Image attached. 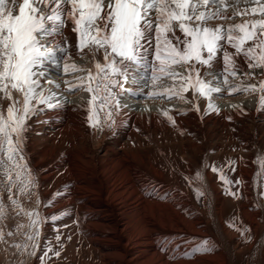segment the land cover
I'll return each instance as SVG.
<instances>
[{"label": "bare ground", "instance_id": "obj_1", "mask_svg": "<svg viewBox=\"0 0 264 264\" xmlns=\"http://www.w3.org/2000/svg\"><path fill=\"white\" fill-rule=\"evenodd\" d=\"M70 27L65 32L73 43ZM219 95L224 98L214 94L211 101L219 114L209 113L208 101L192 91L189 103L122 99L115 123L102 131L89 127L86 92L65 91L66 102L55 110L41 105L44 110L27 121L24 155L36 177L38 211L49 219L34 257L0 243L2 264H41L48 242L61 252L48 264H264V175L258 168L264 111L259 93ZM9 103L0 99V108ZM98 116L103 122V111ZM213 166L234 182L229 187L237 197L225 193ZM197 189L204 193L199 199ZM36 199L21 197L23 207L37 209ZM53 216L62 218L53 222ZM229 221L248 231L242 236ZM26 222L10 211L0 227L7 233ZM24 231L6 238L23 242ZM201 239L215 242L211 252H195Z\"/></svg>", "mask_w": 264, "mask_h": 264}, {"label": "snow or ice", "instance_id": "obj_2", "mask_svg": "<svg viewBox=\"0 0 264 264\" xmlns=\"http://www.w3.org/2000/svg\"><path fill=\"white\" fill-rule=\"evenodd\" d=\"M69 25L73 43L65 32ZM65 91L89 94L87 120L98 131L105 125L111 129L122 99L137 97L189 103L186 94L192 91L208 101L209 113L219 114L211 102L214 94L259 93L264 111V0H0V99L10 102L6 110L0 108V224L10 211L27 218L14 231L0 227V243L21 256L36 255L41 225L49 219L38 211V185L24 155L27 121L44 110L41 105L60 108ZM234 107L243 112L242 106ZM193 110L199 111L198 104ZM163 117L175 127L168 111ZM258 168L264 175V158ZM211 171L218 173L226 194L238 196L230 190L233 181L214 166ZM195 176L202 180L200 173ZM203 195L196 190L197 199ZM32 196H37V209H25L21 197ZM228 223L242 236L248 231ZM23 229L28 230L23 242L7 239ZM214 246L201 239L195 252L207 254ZM60 255L48 242L41 264Z\"/></svg>", "mask_w": 264, "mask_h": 264}, {"label": "rangeland", "instance_id": "obj_3", "mask_svg": "<svg viewBox=\"0 0 264 264\" xmlns=\"http://www.w3.org/2000/svg\"><path fill=\"white\" fill-rule=\"evenodd\" d=\"M0 264H2V262L0 261Z\"/></svg>", "mask_w": 264, "mask_h": 264}]
</instances>
